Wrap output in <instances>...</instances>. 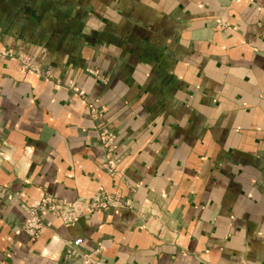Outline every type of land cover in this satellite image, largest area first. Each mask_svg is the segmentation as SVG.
<instances>
[{
    "label": "crops",
    "instance_id": "crops-1",
    "mask_svg": "<svg viewBox=\"0 0 264 264\" xmlns=\"http://www.w3.org/2000/svg\"><path fill=\"white\" fill-rule=\"evenodd\" d=\"M6 51L52 77L0 58V264H81L76 239L90 264H264V0H0ZM131 186L135 212L18 231L45 194Z\"/></svg>",
    "mask_w": 264,
    "mask_h": 264
},
{
    "label": "built area",
    "instance_id": "built-area-1",
    "mask_svg": "<svg viewBox=\"0 0 264 264\" xmlns=\"http://www.w3.org/2000/svg\"><path fill=\"white\" fill-rule=\"evenodd\" d=\"M225 20L218 23L217 27L222 29L224 28ZM15 58L18 59L23 71L36 74L38 76L48 78V72H43L39 68L32 66L28 59L25 56L17 57L16 53H0V58ZM91 75L98 76V73L93 70H87ZM70 89V88H69ZM74 92L80 99L84 98L83 92L76 90L74 88L70 89ZM74 90V91H73ZM93 112V111H92ZM94 114V112H93ZM96 115V113H95ZM109 135L105 130H99L98 140L99 144L103 149L101 168L105 171L112 168L115 170L116 166L112 157L111 147L115 145V139H108ZM117 160L115 159V163ZM114 164V165H113ZM109 172V171H108ZM110 173V172H109ZM23 210L27 213L26 220L19 226L18 231L26 234L28 237L36 238L42 234L43 229L49 228L51 225L48 221L44 220L42 215L50 214L58 218L64 226H71L76 221L77 218L85 213H91L98 210L108 211L111 209L114 210H123V209H132L133 204L128 201H124L121 194L118 193H106L102 189H98L91 197L77 199L73 202L63 201L57 195H43L38 201L32 202L28 205H22ZM80 241L78 239L74 241H68L64 244V258L73 261L78 260L81 264H90L95 261L92 259L91 254H82L80 253L78 246ZM94 256V255H93ZM98 262V261H97Z\"/></svg>",
    "mask_w": 264,
    "mask_h": 264
},
{
    "label": "rangeland",
    "instance_id": "rangeland-1",
    "mask_svg": "<svg viewBox=\"0 0 264 264\" xmlns=\"http://www.w3.org/2000/svg\"><path fill=\"white\" fill-rule=\"evenodd\" d=\"M5 53V52H4ZM6 53H11V54H15L16 53V55H17V57H18V55L19 56H25L27 59H28V62H30V60H29V58L26 56V55H24L23 53H21V52H18V51H6ZM6 58V57H5ZM12 59H15V58H12ZM16 61H18L19 62V60L18 59H15ZM31 63V62H30ZM19 64H20V62H19ZM32 64V63H31ZM32 66H35V65H33L32 64ZM36 68H38L37 66H35ZM40 69V68H39ZM41 70V69H40ZM87 70H90V69H86L85 71H86V73H88L87 72ZM93 71H96L97 73H98V71L97 70H94L93 69ZM43 72H48V71H46V70H44ZM89 74V73H88ZM100 74L98 73V76L96 77V76H94V75H92V76H94V77H96L97 79H99L100 81H102V82H106L105 80V78L104 77H101V75L99 76ZM48 78H50V77H52V75L50 74V72H48ZM51 79V78H50ZM50 79H48V80H50ZM47 80V79H46ZM66 87H68V88H70V89H72V88H74V89H76V90H79V91H81L79 88H77V87H75V86H73L72 84H66L65 85ZM74 91V90H73ZM81 92H83V91H81ZM84 94V93H83ZM78 98H80L79 96H77ZM83 100V99H82ZM85 102V101H84ZM86 104H87V108L89 109V115H90V118L93 120V121H97V118H98V116H99V112H98V109L96 108V106L92 103V102H89V103H87L86 102ZM94 112V114H93V112ZM95 113H96V115H95ZM100 130H105L106 132H107V134L109 135V138L108 139H112V138H116L115 136V133L113 132V131H111V130H109V129H107V128H101ZM98 135H99V131H98ZM99 141V140H98ZM100 145V144H99ZM101 147V146H100ZM111 149H112V160L114 161V164H115V166H116V168H115V170H112V168L111 169H109V170H107V171H105V170H103L108 176H110V177H113L115 174H116V172H117V166H118V164H119V162H120V157L119 156H117V155H115V145L114 146H112L111 147ZM101 151H102V155H103V149H102V147H101ZM115 159L117 160V162L115 163ZM113 164V165H114ZM110 173H109V172ZM99 189H102V188H99ZM103 190V189H102ZM97 191V190H96ZM95 191V192H96ZM104 191V190H103ZM135 191H136V186H131V187H128V194L127 195H122V197H123V199H124V201L126 200V201H128L129 203H132L133 204V210L132 209H123V210H114V209H111V210H108V211H104V210H98V211H95V212H109V211H129V212H135V210H136V207H137V203H136V201L133 199V195H134V193H135ZM94 192V193H95ZM93 193V194H94ZM106 193H115V192H106ZM117 193V192H116ZM92 194V195H93ZM118 194H120V193H118ZM49 195H56V194H49ZM91 195V196H92ZM91 196H89V197H91ZM59 197V196H58ZM89 197H86V198H89ZM61 199V198H60ZM77 199H82V198H77ZM77 199H74V200H72V201H68V202H73V201H76ZM39 200V199H38ZM38 200H36V201H38ZM63 200V199H62ZM63 201H65V200H63ZM33 202H35V201H33ZM23 209V208H22ZM95 212H91V213H95ZM91 213H85V214H83V215H81V216H79L78 218H77V221H78V219H80L81 217H83V216H85V215H89V214H91ZM26 218H27V213H26V217H25V219L23 220V222L26 220ZM58 219V218H57ZM22 222V223H23ZM22 223L20 224V225H22ZM63 224V223H62ZM19 225V226H20ZM19 228V227H18ZM22 233V232H21ZM26 235V234H25ZM66 242H68V241H66ZM65 242V243H66ZM64 243V244H65ZM65 247H64V245H63V250H62V254H63V257H64V252H65V249H64ZM203 264H208V263H203Z\"/></svg>",
    "mask_w": 264,
    "mask_h": 264
}]
</instances>
